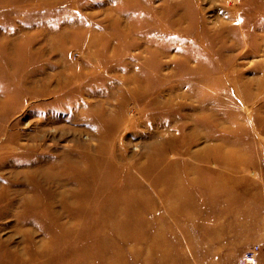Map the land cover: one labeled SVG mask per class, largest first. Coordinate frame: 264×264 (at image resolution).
<instances>
[{
  "label": "rangeland",
  "instance_id": "obj_1",
  "mask_svg": "<svg viewBox=\"0 0 264 264\" xmlns=\"http://www.w3.org/2000/svg\"><path fill=\"white\" fill-rule=\"evenodd\" d=\"M256 245L264 0H0V264Z\"/></svg>",
  "mask_w": 264,
  "mask_h": 264
},
{
  "label": "built area",
  "instance_id": "obj_2",
  "mask_svg": "<svg viewBox=\"0 0 264 264\" xmlns=\"http://www.w3.org/2000/svg\"><path fill=\"white\" fill-rule=\"evenodd\" d=\"M259 246H252L246 250L241 257L240 264H259Z\"/></svg>",
  "mask_w": 264,
  "mask_h": 264
},
{
  "label": "bare ground",
  "instance_id": "obj_3",
  "mask_svg": "<svg viewBox=\"0 0 264 264\" xmlns=\"http://www.w3.org/2000/svg\"><path fill=\"white\" fill-rule=\"evenodd\" d=\"M166 201V200H165Z\"/></svg>",
  "mask_w": 264,
  "mask_h": 264
}]
</instances>
